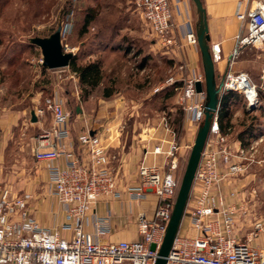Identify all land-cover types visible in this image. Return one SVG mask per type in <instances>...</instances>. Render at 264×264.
I'll return each mask as SVG.
<instances>
[{
	"label": "rangeland",
	"instance_id": "rangeland-1",
	"mask_svg": "<svg viewBox=\"0 0 264 264\" xmlns=\"http://www.w3.org/2000/svg\"><path fill=\"white\" fill-rule=\"evenodd\" d=\"M89 14L95 17L86 26ZM65 22L71 26L62 34L64 52L74 53L72 60L78 65L96 61L101 66L102 82L94 89L82 85L70 65L45 67L41 48L30 41L50 36ZM166 44L135 0H0V185L38 193L49 181L45 165L34 160L32 149L40 134L53 125V116L37 115L39 120L32 122L31 112L37 114L57 92L70 111V139L76 143L88 127L97 128L112 155L114 172L123 179L139 181L136 168L135 175L126 171L131 154L140 164L145 149H168L175 143L179 148L174 169L176 203L205 119L191 120L190 106L195 101L183 97L184 86L195 71L203 75V82L205 75L200 48L199 60L194 62L188 43ZM215 61L218 83L231 70L245 73L259 87L254 104L239 91L232 100L233 126L225 134L220 132L226 136L223 148L232 152L231 163H240L241 169L229 172V164L223 162L225 177L213 189L223 200V209H236L234 235L245 240L254 222L264 221V47H244L229 61ZM215 116L218 122V112ZM82 123L85 126H79ZM190 196L194 201L198 195L191 189ZM189 220L185 212L180 228L184 236L190 234ZM263 239L257 241L264 245Z\"/></svg>",
	"mask_w": 264,
	"mask_h": 264
},
{
	"label": "built area",
	"instance_id": "built-area-1",
	"mask_svg": "<svg viewBox=\"0 0 264 264\" xmlns=\"http://www.w3.org/2000/svg\"><path fill=\"white\" fill-rule=\"evenodd\" d=\"M135 3L166 45L184 42L199 48L190 15L191 0ZM176 16H183L186 22L177 25ZM238 19L241 27L232 56L244 47H264V0H252ZM212 50L215 60H220V46L215 45ZM195 72L185 83L183 97L194 99L191 120L200 121L205 116L206 93L197 92L196 82L203 81V75ZM258 89L245 73H225L223 92H242L247 102L254 104ZM47 113L52 114L53 125L40 134L32 149L33 158L45 165L54 196L65 210V221L53 228L43 226L30 210L34 193L0 185V264H156L174 208L178 146L172 142L167 150L162 146L146 150L138 165L139 181L123 185L113 170L108 145L98 133L87 130L76 143L70 139V111L57 92L45 100L44 108L37 109L40 118ZM1 137L0 128V140ZM225 141L215 116L192 185L198 196L194 201L190 196L187 205L190 234L184 236L179 231L166 264H264V245L257 241L264 236V221L256 220L246 239H238L234 235L236 209H223V200L213 192L225 177L223 162L229 164V172L241 169L240 163H231L232 152L222 146ZM151 154H165V162L150 163L147 159ZM150 191L157 197L156 209L153 216L139 213V239L100 241L99 237L110 231V225L108 217L91 214L96 203L125 198L141 202ZM90 225L93 232L88 230Z\"/></svg>",
	"mask_w": 264,
	"mask_h": 264
},
{
	"label": "crops",
	"instance_id": "crops-1",
	"mask_svg": "<svg viewBox=\"0 0 264 264\" xmlns=\"http://www.w3.org/2000/svg\"><path fill=\"white\" fill-rule=\"evenodd\" d=\"M202 2L207 10L211 47L219 45L221 48V58L229 61L235 49L237 36L241 27L238 14L249 9L252 0H202ZM190 15L192 23L195 26L198 21V14L193 0H191L190 3ZM175 22L177 25H182L186 22V20L183 19V16H176ZM190 51L192 52L191 55L193 61L197 62L200 54L198 49L190 46ZM79 126L83 127L85 125L82 123L79 124ZM82 127L78 131H81ZM88 128L86 130H93V132L97 129L95 127H91L90 129ZM167 139L168 138H165L164 140L167 141ZM167 143L169 142L167 141ZM157 145L158 144H156L155 147ZM0 149H3V146H1ZM152 150L153 149H149V151ZM163 150L167 149L163 148ZM141 158L142 156H140V159ZM147 160L150 163L158 162L161 164L165 162V154H151L148 156ZM137 161L131 154V159L129 164L126 166V171L128 172L129 170V172H131L132 170V173L134 172L133 175H135L136 170H138L137 166L140 162ZM134 164H137L136 167ZM133 168H136V170H133ZM120 179L124 185L133 184L137 180L131 177H125L124 179L127 180V183H125L123 178L120 177ZM35 190H32L35 198L33 202L30 203V210L32 214L43 226L53 228L61 225L65 221V211L54 196L53 186L51 183L48 181L47 184H43L41 192L37 193ZM156 204L157 197L153 191H150L148 197L141 202L130 200L128 198H125L123 201H118L117 199L98 201L91 214H95L99 217H108L110 225V231L101 235L99 237L100 241L109 243L124 240H138L140 237L137 224L138 215L140 212H145L148 216H153ZM88 230L93 232L94 227L90 225ZM62 234L67 236L69 235V232H62Z\"/></svg>",
	"mask_w": 264,
	"mask_h": 264
},
{
	"label": "water",
	"instance_id": "water-1",
	"mask_svg": "<svg viewBox=\"0 0 264 264\" xmlns=\"http://www.w3.org/2000/svg\"><path fill=\"white\" fill-rule=\"evenodd\" d=\"M196 11L198 14V21L196 24V34L198 39V45L201 52V58L203 63L205 81L196 82L197 92L206 93V109L205 119L199 128L195 144L192 147V151L187 163L186 171L182 180V184L176 199V203L172 212V216L167 228V232L164 238V242L159 251V257L156 264H166L167 256L169 255L174 240L180 231L181 224L186 212L192 184L195 178V174L198 165L201 160L202 152L205 147L211 125L215 114L220 109L222 89L224 86V76L218 83L219 75L216 71L215 58L213 50L210 44V32L207 10L203 5L202 0H193ZM62 24L48 37H32L31 43L39 46L43 54V65L49 69L63 68L70 65L74 53L64 52L62 43ZM233 56L231 55L230 59ZM80 110H78L79 112ZM39 120L36 111L31 112V121L37 122ZM151 248L154 250L155 245Z\"/></svg>",
	"mask_w": 264,
	"mask_h": 264
},
{
	"label": "trees",
	"instance_id": "trees-1",
	"mask_svg": "<svg viewBox=\"0 0 264 264\" xmlns=\"http://www.w3.org/2000/svg\"><path fill=\"white\" fill-rule=\"evenodd\" d=\"M94 17L95 14L94 15L89 14L86 17L85 20L86 26L90 24V22L94 19ZM70 24L71 23L69 22L67 24L66 22L64 23L62 34H64V31H67L68 28H70L71 26ZM70 66L75 72H77L82 85L94 89L98 87L102 82L103 74L101 71V66L98 62L95 61L85 65H78L76 63V60L73 59L70 63ZM237 93L239 92L236 90H229V91H225L221 97L220 109L218 111V125L223 133H227L228 132L227 128L233 126L230 105L234 97L237 96ZM104 95L110 96L111 93L104 92ZM244 134L245 133L242 132V134H240V137L243 138ZM173 203L175 204V195H174Z\"/></svg>",
	"mask_w": 264,
	"mask_h": 264
},
{
	"label": "bare ground",
	"instance_id": "bare-ground-1",
	"mask_svg": "<svg viewBox=\"0 0 264 264\" xmlns=\"http://www.w3.org/2000/svg\"><path fill=\"white\" fill-rule=\"evenodd\" d=\"M260 48H263V47H260Z\"/></svg>",
	"mask_w": 264,
	"mask_h": 264
}]
</instances>
